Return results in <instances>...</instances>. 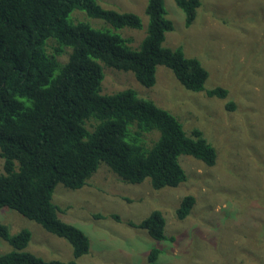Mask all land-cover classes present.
<instances>
[{"label": "trees", "instance_id": "trees-1", "mask_svg": "<svg viewBox=\"0 0 264 264\" xmlns=\"http://www.w3.org/2000/svg\"><path fill=\"white\" fill-rule=\"evenodd\" d=\"M175 2L186 26L192 25L201 0ZM75 9L115 29L143 27L139 14L104 7L99 0H0V207L18 210L66 239L73 251L70 260L46 259L25 250L32 238L28 228L12 234L0 222V238L13 246L0 254V264H79L90 251L89 236L62 219L53 201L59 183L80 188L104 163L125 182L149 178L161 189L187 179L179 160L183 154L207 165L217 162L216 148L200 130L188 135L153 99L133 88L103 92L104 65L133 72L147 87L155 85L157 67L164 65L189 90L228 95L223 86L205 89L207 68L182 45H164L174 29L164 0H147V32L138 47L119 32L71 20ZM227 107L235 108L234 102ZM195 203L193 194L184 196L178 217H187ZM137 226L154 239L172 238L159 209ZM160 253L152 248L147 264H155Z\"/></svg>", "mask_w": 264, "mask_h": 264}, {"label": "rangeland", "instance_id": "rangeland-1", "mask_svg": "<svg viewBox=\"0 0 264 264\" xmlns=\"http://www.w3.org/2000/svg\"><path fill=\"white\" fill-rule=\"evenodd\" d=\"M99 1L107 8L139 14L143 27L115 29L80 9L71 13V20L119 32L138 47L147 32V0ZM164 2L174 23L164 45H182L207 68L205 89L223 86L228 95L189 90L164 65L157 67L152 87L141 84L131 71L104 65L103 92L133 88L153 99L178 118L188 135L200 130L216 148L217 162L207 165L183 154L179 160L187 179L161 189L149 178L125 182L103 163L80 188L57 184L53 201L61 208V218L90 238V251L79 264H147L154 247L161 249L155 264H264V0H201L190 26L175 0ZM228 101L235 108L229 109ZM3 166L0 155V172ZM187 194H193L196 203L182 219L176 211ZM156 209L163 212L166 235L172 238L154 239L137 226ZM0 222L12 234L23 228L32 232L26 251L46 259H73L66 239L18 210L0 207ZM12 249L0 238V254Z\"/></svg>", "mask_w": 264, "mask_h": 264}]
</instances>
